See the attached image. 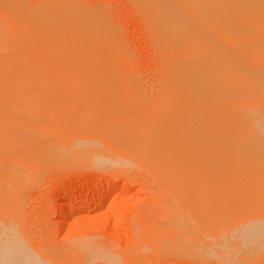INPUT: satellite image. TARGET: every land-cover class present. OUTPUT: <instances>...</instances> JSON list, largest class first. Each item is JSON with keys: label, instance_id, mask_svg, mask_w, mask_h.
Masks as SVG:
<instances>
[{"label": "bare ground", "instance_id": "bare-ground-1", "mask_svg": "<svg viewBox=\"0 0 264 264\" xmlns=\"http://www.w3.org/2000/svg\"><path fill=\"white\" fill-rule=\"evenodd\" d=\"M37 1L32 3L38 9L43 1ZM184 1L182 5H189L177 3L178 8L168 1L151 0L158 8L154 18L158 23L163 20L159 27L164 35H158L165 43L157 47L161 70L154 94L143 91L130 61L117 47L80 37L62 39L61 31L43 42L26 43L24 28L9 22L0 7V209L17 206L19 184L24 182L19 178L37 173L43 163L72 150L69 154L75 160L82 157L114 166V155L112 159L104 154L113 146L125 158L139 162L143 172L159 177L165 191L206 190L195 200L164 199L175 210L171 225L179 227L173 226L175 237L165 243L196 247L217 264H249L260 257L264 251V0H253L251 10L245 9L243 0ZM22 5L21 11L26 6ZM55 126L71 127L70 131L87 127L74 134ZM120 164L124 165H116ZM187 178L208 180L198 183ZM91 193L87 191L85 198ZM106 196L101 193L93 205H101ZM191 207L211 210L209 220L188 219L185 210ZM67 208L64 214L75 209ZM5 218L0 220V264H55L46 250L42 253L44 247L31 249L17 230L5 227ZM189 221L194 222V227L192 222L189 225L192 229L184 227Z\"/></svg>", "mask_w": 264, "mask_h": 264}, {"label": "rangeland", "instance_id": "rangeland-1", "mask_svg": "<svg viewBox=\"0 0 264 264\" xmlns=\"http://www.w3.org/2000/svg\"><path fill=\"white\" fill-rule=\"evenodd\" d=\"M10 1L0 0L1 10L9 22L16 27L24 28L23 37L26 39V43L30 41L32 43L43 42L45 39L59 36L61 31L59 37H63L62 39L80 37L81 41L115 46L125 54L124 58H127L128 62L130 61L133 75L137 74L135 78L142 82L138 81L140 86L142 85L143 91L146 93L148 91L150 94L155 93L161 70V54L159 57L158 48L160 49L161 45L165 43L160 37H163L164 33L162 32L161 35L162 29L160 30L161 27H159L163 24L161 23L163 20L159 17V25L155 19L158 17L153 16L154 13L157 14L158 8L153 5L151 0L149 2L148 0H40L43 2L40 3L41 5L38 4V9L33 6V3H38L37 0H12V3ZM17 1L20 2V5H26L23 11L28 10L30 13L21 11L20 5L15 8ZM165 1L171 5L179 3L182 7L184 6V4L182 5L184 0H177V2L175 0H159L161 3ZM252 1L243 0L245 9H252ZM240 6L243 7L242 4ZM160 7H163L162 4ZM88 37L89 39H87ZM102 42L104 43L102 44ZM158 44L160 45L158 46ZM55 127L63 128L65 133L72 129L70 127L65 130L63 126ZM86 127L83 126L77 131L74 126V130L77 131L76 134H80ZM75 131L70 132L75 134ZM70 132L69 134H72ZM68 139L71 140V136ZM111 148L104 151V154L106 152L105 156L113 159L112 155H114L117 163L122 162L124 165L117 166L116 163L114 168L110 161V163L103 164L98 161L91 162L92 160L89 159L84 160L87 158L82 159V157L81 160H75L69 154L72 150H69L60 156L63 157L61 161L60 157L58 158L60 162L57 161L58 159L55 160L56 158L52 160L53 163L47 161L40 166L37 173H34L36 175L31 174L32 176L19 178L24 182L22 181L23 185L19 184L20 197H18L20 199L17 198L16 209H9V211L0 209V213H3L7 218H5L7 222L5 227L17 230L21 238L24 239L22 241L31 249L32 245H34L33 250L39 246L46 248H42L44 251L41 248L38 249L42 250L44 254L47 251L46 256L51 257L52 260L55 259L53 261L55 264L57 261L60 264H214V262L217 264L213 256L200 254L195 250L196 247L182 246L183 249L180 245L175 247L165 243L166 240H172L175 237L174 228L179 229V227L171 225L172 219L170 220V218H173L175 210L165 205L164 199L172 196L195 200L205 195L203 191L206 190L184 188L174 192L165 191L160 187L159 177L152 176L150 173L146 174L147 171L143 172L145 168L139 162L125 158L124 152L118 151L116 147L111 146ZM65 159H68V162ZM73 159L75 162L72 161ZM187 179L198 183L208 180ZM112 188L113 190H111ZM85 190L92 192L87 198L84 196L87 192ZM101 193L107 195L106 200L95 207L94 201L98 200ZM69 205L73 206L75 208L73 211H75L64 214ZM209 212L212 211L204 207H191L185 210L186 217L195 222L209 220ZM3 214L0 216V220H4L2 219L5 217ZM192 221L186 223L187 226L184 225V227L192 229L194 227ZM190 224L193 227L189 226ZM170 230L172 234L169 232ZM37 253L36 256L39 257V253ZM65 253L69 254L71 259ZM256 257H259V254ZM254 259L252 260L255 262L251 260L249 264H264V251L260 253L258 259Z\"/></svg>", "mask_w": 264, "mask_h": 264}]
</instances>
